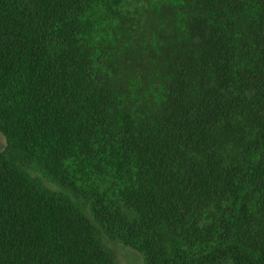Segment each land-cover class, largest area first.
<instances>
[{
  "label": "trees",
  "instance_id": "obj_1",
  "mask_svg": "<svg viewBox=\"0 0 264 264\" xmlns=\"http://www.w3.org/2000/svg\"><path fill=\"white\" fill-rule=\"evenodd\" d=\"M0 264H264V0H0Z\"/></svg>",
  "mask_w": 264,
  "mask_h": 264
},
{
  "label": "rangeland",
  "instance_id": "obj_2",
  "mask_svg": "<svg viewBox=\"0 0 264 264\" xmlns=\"http://www.w3.org/2000/svg\"><path fill=\"white\" fill-rule=\"evenodd\" d=\"M7 146L6 138L0 133V152ZM114 252L117 264H144V260L140 254L129 250L120 244H109Z\"/></svg>",
  "mask_w": 264,
  "mask_h": 264
}]
</instances>
